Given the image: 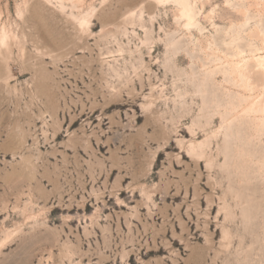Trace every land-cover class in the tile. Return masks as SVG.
I'll return each instance as SVG.
<instances>
[{
    "label": "rangeland",
    "instance_id": "rangeland-1",
    "mask_svg": "<svg viewBox=\"0 0 264 264\" xmlns=\"http://www.w3.org/2000/svg\"><path fill=\"white\" fill-rule=\"evenodd\" d=\"M0 0V264H264V0Z\"/></svg>",
    "mask_w": 264,
    "mask_h": 264
},
{
    "label": "bare ground",
    "instance_id": "bare-ground-1",
    "mask_svg": "<svg viewBox=\"0 0 264 264\" xmlns=\"http://www.w3.org/2000/svg\"><path fill=\"white\" fill-rule=\"evenodd\" d=\"M177 2L181 5V15H184V17L186 18V20L188 21V22H190L191 21V19L193 18V17H191V8H190V6L188 5V2H187V0H177ZM193 20V19H192Z\"/></svg>",
    "mask_w": 264,
    "mask_h": 264
}]
</instances>
